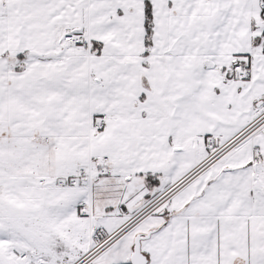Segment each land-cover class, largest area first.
<instances>
[{"label": "snow or ice", "instance_id": "snow-or-ice-1", "mask_svg": "<svg viewBox=\"0 0 264 264\" xmlns=\"http://www.w3.org/2000/svg\"><path fill=\"white\" fill-rule=\"evenodd\" d=\"M0 264H264V0H0Z\"/></svg>", "mask_w": 264, "mask_h": 264}]
</instances>
